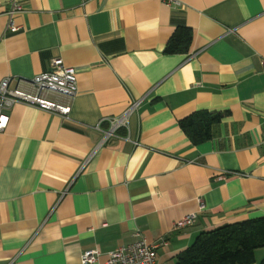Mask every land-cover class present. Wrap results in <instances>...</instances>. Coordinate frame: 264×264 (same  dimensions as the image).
I'll use <instances>...</instances> for the list:
<instances>
[{"label": "crops", "instance_id": "1", "mask_svg": "<svg viewBox=\"0 0 264 264\" xmlns=\"http://www.w3.org/2000/svg\"><path fill=\"white\" fill-rule=\"evenodd\" d=\"M180 2L0 0V81L29 91L18 79L55 58L77 74L72 98L45 93L67 115L6 111L0 264H82L89 249L104 264L139 238H163L156 260L175 264L200 232L264 216V0ZM179 28L190 41L166 53ZM134 100L103 142L105 119ZM199 111L227 114L193 142L179 121Z\"/></svg>", "mask_w": 264, "mask_h": 264}, {"label": "built area", "instance_id": "2", "mask_svg": "<svg viewBox=\"0 0 264 264\" xmlns=\"http://www.w3.org/2000/svg\"><path fill=\"white\" fill-rule=\"evenodd\" d=\"M167 6H180V0H159ZM8 29L16 31L17 27L9 23ZM264 69V60L261 61ZM18 81L27 82L31 90L25 91L17 85L12 86V78L6 77L0 81V131L8 122L6 111L15 104L33 106L51 113L67 115L70 110L69 105H62L48 99L45 93L52 92L72 98L77 92V74L73 67L63 64L62 60L55 58L51 61V70L34 75L31 79ZM141 101L134 100L116 117L106 118L108 126L102 131V141L109 137L116 136V132L128 128L129 117L138 109ZM204 204L200 202L199 209H203ZM195 216L188 214L175 222L174 228L180 229L193 224ZM166 241L161 238L153 243H147L143 238H139L129 244L117 247L107 253L104 264H159L156 260V250L165 245ZM100 256L98 249H89L81 254L82 264L95 263Z\"/></svg>", "mask_w": 264, "mask_h": 264}, {"label": "trees", "instance_id": "3", "mask_svg": "<svg viewBox=\"0 0 264 264\" xmlns=\"http://www.w3.org/2000/svg\"><path fill=\"white\" fill-rule=\"evenodd\" d=\"M188 28L177 29L166 44V53H175L190 41ZM227 112L199 111L179 121L193 142L211 137L213 126ZM264 248V216L225 224L200 232L175 264H254L255 251ZM259 264H264V258Z\"/></svg>", "mask_w": 264, "mask_h": 264}, {"label": "rangeland", "instance_id": "4", "mask_svg": "<svg viewBox=\"0 0 264 264\" xmlns=\"http://www.w3.org/2000/svg\"><path fill=\"white\" fill-rule=\"evenodd\" d=\"M262 258H264V248H258L255 251V260H256V263L259 264Z\"/></svg>", "mask_w": 264, "mask_h": 264}]
</instances>
